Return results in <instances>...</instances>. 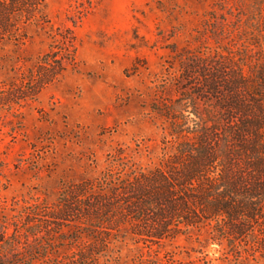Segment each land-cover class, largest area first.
I'll return each mask as SVG.
<instances>
[{
  "label": "trees",
  "instance_id": "16d2710c",
  "mask_svg": "<svg viewBox=\"0 0 264 264\" xmlns=\"http://www.w3.org/2000/svg\"><path fill=\"white\" fill-rule=\"evenodd\" d=\"M45 1L0 0V46L43 18ZM75 1L80 14L95 2ZM215 4L203 45L177 54L175 95L162 89L151 104L164 122L160 163L126 169L118 156V171L71 181L56 203L5 220L0 264H99L114 237L161 244L191 230L264 257V0ZM61 36L18 82L0 80V108L34 98L74 60L72 36ZM64 244L71 251L56 254Z\"/></svg>",
  "mask_w": 264,
  "mask_h": 264
},
{
  "label": "rangeland",
  "instance_id": "374dc122",
  "mask_svg": "<svg viewBox=\"0 0 264 264\" xmlns=\"http://www.w3.org/2000/svg\"><path fill=\"white\" fill-rule=\"evenodd\" d=\"M218 1L95 0L80 14L75 0H46L43 18L0 46V80L8 84L59 48L61 35H71L74 48V60L34 98L0 108V232L31 204L56 203L67 183L118 171V156L126 169L160 163L164 122L151 104L162 89L175 95L177 54L203 45L198 30ZM207 237L195 230L161 244L114 237L99 264H264L258 252L236 254ZM70 251L64 244L56 254Z\"/></svg>",
  "mask_w": 264,
  "mask_h": 264
}]
</instances>
